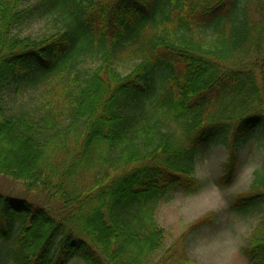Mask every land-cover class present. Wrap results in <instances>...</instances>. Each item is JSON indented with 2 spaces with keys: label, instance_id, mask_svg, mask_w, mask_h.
<instances>
[{
  "label": "trees",
  "instance_id": "obj_1",
  "mask_svg": "<svg viewBox=\"0 0 264 264\" xmlns=\"http://www.w3.org/2000/svg\"><path fill=\"white\" fill-rule=\"evenodd\" d=\"M45 17L61 30L14 36ZM39 87L33 112L7 114V90ZM256 130L264 0H0V174L58 205L0 193V264H153L156 212L198 190L200 149L225 148L227 187ZM254 177L231 207L258 214L244 253L264 264V164Z\"/></svg>",
  "mask_w": 264,
  "mask_h": 264
},
{
  "label": "rangeland",
  "instance_id": "obj_2",
  "mask_svg": "<svg viewBox=\"0 0 264 264\" xmlns=\"http://www.w3.org/2000/svg\"><path fill=\"white\" fill-rule=\"evenodd\" d=\"M62 22L57 17H45L29 23L14 32L24 40L42 41L61 30ZM96 60L88 59L86 66L95 68ZM122 73L131 68L124 66ZM127 69V70H126ZM41 88L27 89L20 93L6 91L7 114L20 111L33 112L41 104ZM227 160L223 146L207 145L200 149L196 163V177L200 186L192 195L173 191L162 202L156 212V221L165 232L163 248L156 254L153 264H255L244 253L250 245L255 228L259 223L257 215H240L232 210V203L238 195L250 191L254 173L264 164V131L256 130L254 136L241 152L240 164L231 185L221 188L206 184L209 169L215 170L222 179L223 164ZM28 182L0 174V193L12 199L29 201L34 208H54L47 194L28 190ZM56 205V206H55ZM72 264H83L76 261Z\"/></svg>",
  "mask_w": 264,
  "mask_h": 264
},
{
  "label": "snow or ice",
  "instance_id": "obj_3",
  "mask_svg": "<svg viewBox=\"0 0 264 264\" xmlns=\"http://www.w3.org/2000/svg\"><path fill=\"white\" fill-rule=\"evenodd\" d=\"M225 181L220 179L215 170L209 169L206 177V184L207 186L211 187L212 185H216L221 188V192L224 195L225 199H227V194L223 193V186H224Z\"/></svg>",
  "mask_w": 264,
  "mask_h": 264
}]
</instances>
